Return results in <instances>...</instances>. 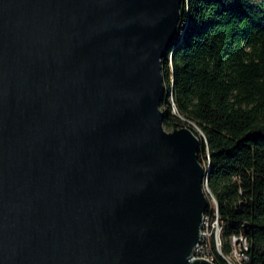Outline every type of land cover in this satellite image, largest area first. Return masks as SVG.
<instances>
[{
  "label": "water",
  "instance_id": "95a60500",
  "mask_svg": "<svg viewBox=\"0 0 264 264\" xmlns=\"http://www.w3.org/2000/svg\"><path fill=\"white\" fill-rule=\"evenodd\" d=\"M182 5L0 0V264H214L201 141L161 109Z\"/></svg>",
  "mask_w": 264,
  "mask_h": 264
},
{
  "label": "trees",
  "instance_id": "16d2710c",
  "mask_svg": "<svg viewBox=\"0 0 264 264\" xmlns=\"http://www.w3.org/2000/svg\"><path fill=\"white\" fill-rule=\"evenodd\" d=\"M163 75L164 128H190L209 169L208 254L264 264V0H183Z\"/></svg>",
  "mask_w": 264,
  "mask_h": 264
},
{
  "label": "built area",
  "instance_id": "2783aa9c",
  "mask_svg": "<svg viewBox=\"0 0 264 264\" xmlns=\"http://www.w3.org/2000/svg\"><path fill=\"white\" fill-rule=\"evenodd\" d=\"M219 221L216 219L214 223L211 222L210 218L205 215L203 221V229L201 232L202 235V242L201 244L194 250L192 261L195 260H208L209 262L213 263L212 257L208 254V239L212 236V234L216 237L217 247L220 250V242H219ZM243 241V239H240ZM235 241H237L235 239ZM228 261V260H227Z\"/></svg>",
  "mask_w": 264,
  "mask_h": 264
},
{
  "label": "rangeland",
  "instance_id": "374dc122",
  "mask_svg": "<svg viewBox=\"0 0 264 264\" xmlns=\"http://www.w3.org/2000/svg\"><path fill=\"white\" fill-rule=\"evenodd\" d=\"M168 132H170V131H168ZM199 134H201V133L199 132ZM205 192H206V194H207V196L209 198V192H208L207 187L205 188ZM240 256H241L240 251L237 249V250L234 251L233 256L231 258H228L227 260H228L229 263L231 262L233 264L234 262H239Z\"/></svg>",
  "mask_w": 264,
  "mask_h": 264
}]
</instances>
